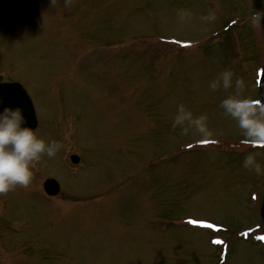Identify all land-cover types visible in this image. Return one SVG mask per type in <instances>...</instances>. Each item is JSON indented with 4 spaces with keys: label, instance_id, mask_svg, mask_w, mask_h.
Masks as SVG:
<instances>
[{
    "label": "rangeland",
    "instance_id": "obj_1",
    "mask_svg": "<svg viewBox=\"0 0 264 264\" xmlns=\"http://www.w3.org/2000/svg\"><path fill=\"white\" fill-rule=\"evenodd\" d=\"M20 1L0 0V77L27 79L29 88L42 92L45 99L38 96L37 108L45 120L39 133L61 147L35 164L27 187L0 194V210L10 218H1L0 264H264V252L237 233L257 221L249 194L260 191L264 176L244 168L242 161L252 152L264 166V152L243 142V130L220 106L236 92L237 77L244 83L241 95L256 97L252 91L264 59V37L261 27L250 23L251 0H71L63 17L73 29L85 30L78 34L80 41L91 45L99 39L104 48L87 68L69 74L72 85L85 87L82 95L72 93L52 106L45 105L50 100L43 92L49 88L48 75L60 73L65 61L81 63L65 46L70 38L48 28L47 14L41 25L42 13L59 4L22 0L18 6ZM180 9L191 16L181 21ZM210 10L215 19L201 20ZM31 17L36 30L27 24ZM4 29L9 38H3ZM153 32L199 40L197 47L166 43L165 54L174 50L186 58L182 70L169 65L168 82L160 79L164 64L154 61L159 57L135 46L136 35ZM117 39H133L135 45L129 49ZM225 69L234 73L233 87L211 90L210 81ZM179 104L194 116H206L208 135L172 127ZM67 107L70 113L64 116ZM75 112L76 123L69 116ZM80 114L96 129L90 136L84 127V142L81 137L75 142V132L69 131L86 124ZM64 121H69L68 132L62 129ZM202 140L211 144L198 146ZM222 142L225 146L218 149ZM189 143L195 147L184 150ZM74 149L82 150V167L68 163ZM152 158L159 164L151 165ZM50 175L65 190L51 198L43 196L40 184ZM94 196H102L99 204L85 202ZM148 213L153 241L148 240ZM203 222L227 225L229 235L237 230L224 263L212 255L217 248L207 244L212 232ZM218 248L216 256L221 255Z\"/></svg>",
    "mask_w": 264,
    "mask_h": 264
},
{
    "label": "clouds",
    "instance_id": "obj_2",
    "mask_svg": "<svg viewBox=\"0 0 264 264\" xmlns=\"http://www.w3.org/2000/svg\"><path fill=\"white\" fill-rule=\"evenodd\" d=\"M53 2V0H52ZM71 0H65L69 4ZM264 2V0H262ZM178 18L183 21L191 16L187 9L177 11ZM264 11L254 10L250 16L253 26L261 27ZM215 19L214 11L210 10L201 16V20L209 22ZM234 73L230 69L220 72L210 81L209 88L233 87ZM236 92L221 100L220 106L224 114L236 121L243 130V142L249 145L264 146V103L243 96L241 92L244 83L237 77L234 82ZM2 102V99H0ZM180 126L182 132L192 130L194 133L206 136L209 134L206 126V116H194L191 110L183 104L177 106L172 127ZM61 145L56 140L45 139L37 128L27 123L22 107L5 106L0 110V194L7 193L16 186L27 187L32 177V168L43 155L53 157ZM243 167L254 171L256 175L264 174V166L256 159V154L249 152L242 161Z\"/></svg>",
    "mask_w": 264,
    "mask_h": 264
},
{
    "label": "water",
    "instance_id": "obj_3",
    "mask_svg": "<svg viewBox=\"0 0 264 264\" xmlns=\"http://www.w3.org/2000/svg\"><path fill=\"white\" fill-rule=\"evenodd\" d=\"M256 4V6L258 7V9L260 11H263L262 9V5L260 3V0H253ZM263 19V24H264V16H262ZM262 98L264 100V79H263V83H262ZM14 96H13V95ZM13 96L12 102L15 103V107L16 105H28L26 102L30 101L27 93L25 92V90L23 89V87L18 84V83H0V97L3 96ZM54 180L48 181L46 184L47 190L51 193H54L55 191H57V185L54 183ZM54 183V184H53ZM262 217L264 218V202H263V206H262Z\"/></svg>",
    "mask_w": 264,
    "mask_h": 264
},
{
    "label": "snow or ice",
    "instance_id": "obj_4",
    "mask_svg": "<svg viewBox=\"0 0 264 264\" xmlns=\"http://www.w3.org/2000/svg\"><path fill=\"white\" fill-rule=\"evenodd\" d=\"M206 142V141H205Z\"/></svg>",
    "mask_w": 264,
    "mask_h": 264
}]
</instances>
